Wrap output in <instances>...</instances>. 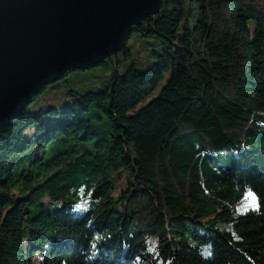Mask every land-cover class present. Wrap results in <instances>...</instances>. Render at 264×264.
Masks as SVG:
<instances>
[{
	"label": "trees",
	"instance_id": "trees-1",
	"mask_svg": "<svg viewBox=\"0 0 264 264\" xmlns=\"http://www.w3.org/2000/svg\"><path fill=\"white\" fill-rule=\"evenodd\" d=\"M129 39L0 130V264H264V0H162Z\"/></svg>",
	"mask_w": 264,
	"mask_h": 264
},
{
	"label": "water",
	"instance_id": "water-1",
	"mask_svg": "<svg viewBox=\"0 0 264 264\" xmlns=\"http://www.w3.org/2000/svg\"><path fill=\"white\" fill-rule=\"evenodd\" d=\"M162 0H0V130L45 86L117 54Z\"/></svg>",
	"mask_w": 264,
	"mask_h": 264
},
{
	"label": "rangeland",
	"instance_id": "rangeland-1",
	"mask_svg": "<svg viewBox=\"0 0 264 264\" xmlns=\"http://www.w3.org/2000/svg\"><path fill=\"white\" fill-rule=\"evenodd\" d=\"M130 43V50L132 52V57H125L123 54H118V59L120 60V64L117 67L119 70V74L122 75L124 70L128 68L130 65H133L136 69L144 71L147 66H149L152 61L150 58V49L147 48L148 40L133 37L129 39ZM114 60V58H113ZM107 66H97L90 68L89 70L78 72L74 74V83L76 82H88V81H95L94 84L88 83L87 86H82L78 89V91L83 94L85 92L101 90L105 87L106 83L104 78H108L111 76L113 70H115L114 65L107 60ZM250 202V200H248ZM246 201L241 203L242 209L249 207L251 204ZM136 264H151L147 262L145 259H138Z\"/></svg>",
	"mask_w": 264,
	"mask_h": 264
},
{
	"label": "snow or ice",
	"instance_id": "snow-or-ice-1",
	"mask_svg": "<svg viewBox=\"0 0 264 264\" xmlns=\"http://www.w3.org/2000/svg\"><path fill=\"white\" fill-rule=\"evenodd\" d=\"M253 200H255V195L254 193L251 192V190L249 191V194H248Z\"/></svg>",
	"mask_w": 264,
	"mask_h": 264
},
{
	"label": "bare ground",
	"instance_id": "bare-ground-1",
	"mask_svg": "<svg viewBox=\"0 0 264 264\" xmlns=\"http://www.w3.org/2000/svg\"><path fill=\"white\" fill-rule=\"evenodd\" d=\"M92 67H96V66H91V68H92Z\"/></svg>",
	"mask_w": 264,
	"mask_h": 264
}]
</instances>
